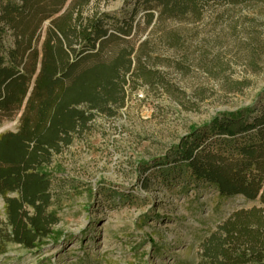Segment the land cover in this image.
<instances>
[{
    "label": "rangeland",
    "instance_id": "374dc122",
    "mask_svg": "<svg viewBox=\"0 0 264 264\" xmlns=\"http://www.w3.org/2000/svg\"><path fill=\"white\" fill-rule=\"evenodd\" d=\"M7 2L19 0H0V8ZM209 6L199 20H159L138 0H93L82 8V19L116 37L104 44V59L124 52L131 63L125 103L111 115L92 111L43 169L46 213L56 223L33 249L10 241L0 198V264H211L222 224L239 210L264 208L258 199L221 196L189 174L160 172L192 130L204 140L201 147L221 151L224 137L202 134L209 122L244 108L250 120L264 111V4ZM60 16L42 24L38 51ZM13 42L5 30V57ZM82 49L71 42L70 57ZM20 117L0 122V135L15 132Z\"/></svg>",
    "mask_w": 264,
    "mask_h": 264
},
{
    "label": "trees",
    "instance_id": "16d2710c",
    "mask_svg": "<svg viewBox=\"0 0 264 264\" xmlns=\"http://www.w3.org/2000/svg\"><path fill=\"white\" fill-rule=\"evenodd\" d=\"M67 1L19 0L0 8V122L21 112L16 131L0 135V198L11 227L10 241L26 249H33L36 241L50 235L56 223L46 213L50 196L43 169L85 128L92 111L111 115L113 107H123L131 71L124 52L113 60L104 59V44L116 37L82 19V8L93 0H71L64 9ZM138 2L148 11L156 10L159 20L162 16L181 20L194 16L199 20L210 4H264V0ZM57 14L61 16L50 21L38 51L42 24ZM147 16L153 20L152 13ZM5 30L14 37L6 57ZM71 42L83 46L72 58ZM248 110L223 113L204 127L203 135L208 132L225 138L220 140L226 143L224 150L201 147L204 140L194 129L191 138L171 150L160 172H183L191 181L214 186L221 196L239 195L264 204V111L250 120ZM14 192L18 198H6ZM27 207L34 214L29 215ZM220 229L212 240L211 264L264 263V208L239 210Z\"/></svg>",
    "mask_w": 264,
    "mask_h": 264
}]
</instances>
